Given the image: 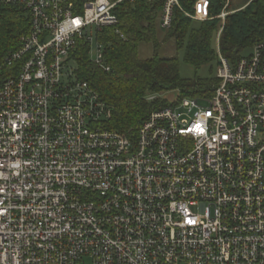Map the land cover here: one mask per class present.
<instances>
[{"label": "built area", "instance_id": "2783aa9c", "mask_svg": "<svg viewBox=\"0 0 264 264\" xmlns=\"http://www.w3.org/2000/svg\"><path fill=\"white\" fill-rule=\"evenodd\" d=\"M135 1L0 0L29 20L0 63V264H264V40L229 61L231 0H165L163 30L222 21L217 86L113 132L70 64L111 73L101 35Z\"/></svg>", "mask_w": 264, "mask_h": 264}, {"label": "trees", "instance_id": "16d2710c", "mask_svg": "<svg viewBox=\"0 0 264 264\" xmlns=\"http://www.w3.org/2000/svg\"><path fill=\"white\" fill-rule=\"evenodd\" d=\"M164 1L136 0L115 9L119 25L105 28L100 39L107 46L106 62L112 68L111 73L95 67L85 52L74 57L76 78L88 82L100 99L110 106L111 116L106 126L113 132H136L154 110L171 105L162 98L168 92L177 91V101L209 98L217 86L215 77L183 79L179 60L160 54L164 43L174 41L178 52L185 49V61L194 68L217 63L214 44L222 29V21L214 18L195 28L192 20L177 11L170 29L163 30L159 24ZM215 5L213 17L221 12L219 2ZM234 11L226 18L219 38L221 55L232 62L247 56L257 43L264 40V0H248ZM116 29L126 40L116 34ZM28 30L29 20L18 6H0V63L9 51L19 47L21 35ZM142 45L153 46L151 58L140 57ZM150 96L156 99L149 101Z\"/></svg>", "mask_w": 264, "mask_h": 264}, {"label": "rangeland", "instance_id": "374dc122", "mask_svg": "<svg viewBox=\"0 0 264 264\" xmlns=\"http://www.w3.org/2000/svg\"><path fill=\"white\" fill-rule=\"evenodd\" d=\"M232 5L230 10H237L246 4L248 0H231ZM200 22L193 21V27H198ZM160 26V24H159ZM161 28V27H160ZM214 48L217 52V43L214 44ZM251 53V52H249ZM249 53L247 55H249ZM154 55V48L152 45H142L140 47V57L142 59L151 58ZM161 57L165 58H177L180 64V75L185 80H194L196 78L208 79L213 78L216 75V63L203 66L200 69H196L193 66L187 64L185 61V49L180 50L179 52L175 48L174 41H170L163 44L161 51ZM70 68L75 70L77 65L74 62H71ZM179 94L177 91L168 92L162 95V98L166 99L171 104L177 102Z\"/></svg>", "mask_w": 264, "mask_h": 264}]
</instances>
